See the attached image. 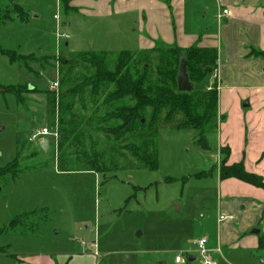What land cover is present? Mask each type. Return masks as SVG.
Listing matches in <instances>:
<instances>
[{
  "label": "rangeland",
  "instance_id": "374dc122",
  "mask_svg": "<svg viewBox=\"0 0 264 264\" xmlns=\"http://www.w3.org/2000/svg\"><path fill=\"white\" fill-rule=\"evenodd\" d=\"M91 1L97 2L0 0V47L21 55L14 64L0 55V84L17 85L22 90L30 86L36 92L23 93L18 103L14 93L0 90V231L18 219L13 228L0 233V247L6 253H0V264H26L28 251L39 247L38 238L47 242V254L70 253L72 264H175V256L184 258L185 251L194 250L192 241L201 237L210 247L219 246L221 255L214 254L218 264H264V247L255 245L259 241L264 244V217L255 223L245 216L228 219L221 209L227 193L218 187L217 171L223 165H233L222 163L226 152L230 153L227 146L220 148L227 136L232 135L227 138L233 143V156L238 146L245 145V115H232L233 107L240 108L242 114L257 116L259 112L251 105L241 108L253 94L237 85L234 92L223 87L217 79V67L194 86L205 91L215 88L219 93L217 127L205 132L206 149L197 143L198 131L175 129L180 117L163 123L168 110L162 109L156 133V171L59 172V134L57 143L47 137V152L41 150L42 141L29 142L39 130L58 131V114L52 123L46 95L53 92L58 99L67 80L78 71H60L61 59L70 60L78 52L115 56L128 51L136 59L141 57L137 70L146 63L151 80L156 81V69L168 67V59L162 65L157 57L162 54L172 60L168 48H179L156 41L150 49L141 50V37H146L140 26L142 14L136 10L114 14L112 0L110 16H103L89 6ZM166 6L170 10V3ZM219 13L216 0H185V30L197 34L198 39L212 35L216 42L226 20L220 21ZM152 50L157 52L142 57ZM54 83L56 90H52ZM219 106L222 111L231 109V114H222L231 122L229 130L223 129ZM153 114L151 111L150 117ZM146 122L151 123L149 118ZM240 127L243 134L237 133ZM222 215L225 219L219 224ZM252 230L259 234H251ZM54 258L65 261L60 256Z\"/></svg>",
  "mask_w": 264,
  "mask_h": 264
},
{
  "label": "trees",
  "instance_id": "16d2710c",
  "mask_svg": "<svg viewBox=\"0 0 264 264\" xmlns=\"http://www.w3.org/2000/svg\"><path fill=\"white\" fill-rule=\"evenodd\" d=\"M156 52L152 50L142 57L148 58ZM167 52L173 58L169 60L162 54L157 57L162 65L168 59V67L156 69L153 74L156 81L151 80L152 73L146 63L137 70V61L141 57L136 59L128 51L115 56L105 52H78L70 60L61 59L60 71L68 69L67 72H71L75 68L78 71L67 80L58 99L53 92L46 95L47 112L52 123L58 114L56 165L59 172L105 173L122 168L156 171V133L162 109L168 110L163 123L169 124L171 118L180 117L175 129L198 131L197 143L206 149L204 134L217 127L218 94L215 88L205 91L194 86L216 67L217 50L170 47ZM0 55L7 57L10 64L21 56L1 47ZM247 56L264 59V52L252 49ZM182 63L193 85L190 93L177 90L176 78ZM1 89L14 93L18 103L23 93H36L30 86L22 90L17 85L0 84ZM151 111L154 113L152 117ZM148 118L149 124L146 122ZM228 157L227 151L223 164ZM219 172L221 180L236 179L264 191L263 179L246 172L241 163L223 165ZM15 221L0 233L13 228ZM263 245L259 241V247ZM3 252L0 248V253Z\"/></svg>",
  "mask_w": 264,
  "mask_h": 264
},
{
  "label": "crops",
  "instance_id": "0c3cea01",
  "mask_svg": "<svg viewBox=\"0 0 264 264\" xmlns=\"http://www.w3.org/2000/svg\"><path fill=\"white\" fill-rule=\"evenodd\" d=\"M78 1L81 2L82 0ZM111 1L97 0L96 4L91 1L89 6L97 8L98 10L94 11L100 15L110 16V9L108 8ZM167 2L170 3V10L166 6ZM73 5L75 7L76 3H73ZM113 6H115L114 14L134 12L136 10L144 16V22L141 21L140 26L146 37H141L140 44L141 46L142 43L144 44L141 50L150 49L155 45L156 41H161L169 46H178L181 49L197 46L199 48H215L218 50L217 79L221 84H224L223 87H230L233 92V88L236 85L241 88H247L253 95L248 98L246 95L242 96L247 98L248 102L241 108L249 109L251 105L259 112L257 116L248 112L242 114L240 108L234 106L232 115H245L244 123H246L247 133L245 145L243 147L238 146L237 154L233 156V143L227 138L232 137L231 135L226 137V141L220 143L222 146L220 148L225 145L230 151L226 165L242 163L246 172L256 174L264 181V60L247 56L249 50L252 49L264 52V0H216L217 13L224 8L228 10V15L224 18L226 20H224V25L221 28L220 37H218L216 42L215 37L212 35H202L198 39L197 34L189 33L185 30L186 24L183 14L185 0H115ZM220 23L218 22V24ZM222 56L225 59L223 67L221 66ZM232 99H236L234 95ZM252 99L256 101L252 103ZM235 102L237 103L236 100ZM232 103L234 104V100ZM219 110L221 123L224 122L222 125L223 129L229 130L231 122L230 120L227 122L229 118L222 116V114L226 112L231 114V109L222 111L219 106ZM243 129L241 130L240 127L237 133L241 132L243 134ZM228 146L231 147V150ZM242 150H244L243 153H241ZM217 171L219 178L218 187L220 191L227 193V200L225 199L226 201L224 200L221 203V209L228 214L227 218L234 221L235 216H245L251 223L263 220L264 191L236 179L221 180L219 170L217 169ZM231 230L232 227L230 226ZM32 237H37V235L33 234ZM38 239H40V242H38L39 247L28 251V256L25 258L26 264L73 263L70 253L63 251L55 253L53 251L47 254L46 251L44 252L47 242L42 238ZM41 243H44V245L42 246ZM255 245L259 247V242ZM193 251H185L184 253H193ZM1 254L4 255L6 253L3 252ZM56 256L63 257L65 261H56L54 258Z\"/></svg>",
  "mask_w": 264,
  "mask_h": 264
},
{
  "label": "built area",
  "instance_id": "2783aa9c",
  "mask_svg": "<svg viewBox=\"0 0 264 264\" xmlns=\"http://www.w3.org/2000/svg\"><path fill=\"white\" fill-rule=\"evenodd\" d=\"M219 15L218 18L220 21H222L224 18L227 17L228 15V10L227 9H223L219 11ZM57 88V83H54L52 85V90H56ZM52 139L54 142L57 143L58 140V132L57 130H54L53 132L47 130V129H42L39 130L38 132H36L35 134H32L29 137V142H35L37 140L40 141H44L47 140L48 142L50 141L49 139ZM55 143V144H56ZM225 217L220 216L218 219L219 224L222 223L224 221ZM192 245L194 248L193 253L189 254L184 253L185 257H181L179 255H176L174 258V263L175 264H187V263H192V264H217V261L214 259L213 254H221V250L219 247H217L216 249H212L209 246V242L206 238L201 237L198 239H195L192 241ZM83 246H85V244L83 243ZM89 248H92V246H90ZM94 256L97 257L98 254L96 252H94ZM192 257L193 261L189 262V258Z\"/></svg>",
  "mask_w": 264,
  "mask_h": 264
},
{
  "label": "water",
  "instance_id": "95a60500",
  "mask_svg": "<svg viewBox=\"0 0 264 264\" xmlns=\"http://www.w3.org/2000/svg\"><path fill=\"white\" fill-rule=\"evenodd\" d=\"M176 81H177V90H178V92H180V93H190L192 91L193 85L190 83V81L188 79L184 63H182L180 65ZM48 148H49L48 141L44 140L42 142V144H41V150L43 152H47ZM178 209L179 208L177 207V210ZM251 234H256L257 235V234H259V232L256 231V230H252ZM192 261H193V258L190 257L189 258V262H192ZM157 264H165V263L164 262H159Z\"/></svg>",
  "mask_w": 264,
  "mask_h": 264
}]
</instances>
